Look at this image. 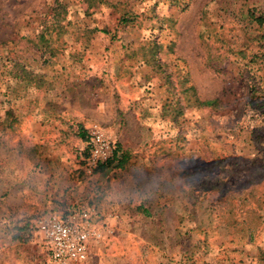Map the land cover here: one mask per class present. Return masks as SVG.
Instances as JSON below:
<instances>
[{
    "label": "rangeland",
    "instance_id": "rangeland-1",
    "mask_svg": "<svg viewBox=\"0 0 264 264\" xmlns=\"http://www.w3.org/2000/svg\"><path fill=\"white\" fill-rule=\"evenodd\" d=\"M116 1L0 0V264H50L32 223L75 203L110 231L75 264H264V0ZM79 126L122 131L123 172L82 171Z\"/></svg>",
    "mask_w": 264,
    "mask_h": 264
},
{
    "label": "built area",
    "instance_id": "built-area-1",
    "mask_svg": "<svg viewBox=\"0 0 264 264\" xmlns=\"http://www.w3.org/2000/svg\"><path fill=\"white\" fill-rule=\"evenodd\" d=\"M87 132L89 155L83 172L92 176L98 166L113 158L116 143L100 126H93ZM79 205L75 203L61 211L44 212L33 221L35 235L42 242L50 264L84 262L89 257L91 247L110 234L103 228V214L94 207Z\"/></svg>",
    "mask_w": 264,
    "mask_h": 264
},
{
    "label": "trees",
    "instance_id": "trees-1",
    "mask_svg": "<svg viewBox=\"0 0 264 264\" xmlns=\"http://www.w3.org/2000/svg\"><path fill=\"white\" fill-rule=\"evenodd\" d=\"M128 1L129 0H117L116 4H112V5L110 4L111 7H115V8H117L118 6H122L120 10L119 23H121L123 26H127L129 23H132L136 16L134 12L132 11V7H130V5L128 4ZM100 2H104L107 4V0H100ZM53 10L57 13V16H58L56 20V27L60 30V33H62L64 27L60 26V21H64L63 15H66L67 13L66 6L57 1ZM96 31L101 32L103 34H109V32L106 29H101V30L93 29V32H96ZM39 38L42 40V42H45L47 46L48 39H45L44 32L41 33ZM152 44H153V48L150 51V54L152 55V64L153 66H155L154 68L159 69L161 65L157 63L155 59V55L161 50V46L158 45L155 41ZM168 80H169L168 77H166L167 83L170 84ZM187 82H189V80L185 78L182 84H186ZM173 95H174L173 101H171L169 105H167V108L171 109V110L169 109L171 111L170 114H172L174 118L178 117L182 113V110L188 107L191 104V102H196L198 100L195 87L192 84L184 87L181 90V99H179V97H176L175 96L176 94L173 93ZM204 104L208 108H218L220 106V102L218 100H207L205 101ZM78 137L81 140L83 147H84L80 153L82 157L81 162H82V171H83L84 165L86 163V159L89 155V149L86 146V143L88 142V132L87 130L83 129L82 126H79ZM128 160H129V154L125 150H123L119 145L116 144L113 158L107 161L106 163L98 166L94 170L93 174L105 172L107 169H122L125 167ZM32 226H33V223H32ZM25 230L26 229L18 230L19 232H21V234L19 233V234L13 235L12 238L17 242H21V243L28 242V237H23L25 235L24 234Z\"/></svg>",
    "mask_w": 264,
    "mask_h": 264
},
{
    "label": "crops",
    "instance_id": "crops-1",
    "mask_svg": "<svg viewBox=\"0 0 264 264\" xmlns=\"http://www.w3.org/2000/svg\"><path fill=\"white\" fill-rule=\"evenodd\" d=\"M122 134L123 133L121 131L120 134H115L114 137H115V139L118 140L119 146L123 147V136H122ZM122 172H123V168H122ZM119 187L121 189L119 191L116 190L114 192H110L109 193L110 196L107 197L105 201L101 202V205H123V176L121 178ZM56 192L57 191H55V193ZM55 193L48 191L47 188L44 187V185H41L39 192L35 193V195H33V193L31 191L29 193L30 195L32 194L33 196L36 197V198H34L35 199L34 204H36V205H13V206L15 207V209L20 210L19 211L20 215H22L21 214L22 212L25 213V212H29V211L42 210V209L46 208V206L48 204L47 195L48 194L54 195ZM31 198H32V196H31Z\"/></svg>",
    "mask_w": 264,
    "mask_h": 264
}]
</instances>
